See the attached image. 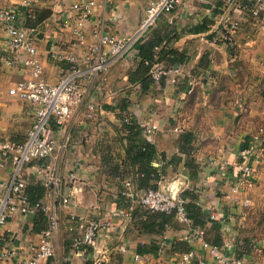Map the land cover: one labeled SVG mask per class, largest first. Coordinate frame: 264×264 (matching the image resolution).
Instances as JSON below:
<instances>
[{"label":"crops","instance_id":"crops-1","mask_svg":"<svg viewBox=\"0 0 264 264\" xmlns=\"http://www.w3.org/2000/svg\"><path fill=\"white\" fill-rule=\"evenodd\" d=\"M151 1L95 0L93 14L82 26L83 44H79L75 35L78 12L71 9L79 0H37L35 18L29 24L32 35H36L43 81L57 83L70 66L65 56L83 60L87 47L97 43L93 31L99 27L115 38L131 36ZM2 3L19 10L21 0ZM221 7L222 0H188L161 16L135 45L137 55L143 47L145 55L153 57L157 47L159 63L180 65L190 75L206 73L193 93L185 95V85L147 82L142 72H136L138 65L122 59L112 63L100 81L86 85V98L67 123L53 126L57 173L61 192L70 199L69 210L85 220L108 222L110 227L100 229L94 250L75 251V222L61 209L55 255L43 264H93L99 253L108 258V264H178L186 251L212 264L203 244L221 248L230 242L232 253L236 240L255 239L235 234L228 225V212L241 205L252 187L254 194L264 187V155L253 164V186L230 199L225 195L230 194L234 183L233 168L239 152L260 135L240 134L243 122L242 118L237 121L240 112L235 107L240 106L237 99L245 95L246 88L250 93L257 84V70L264 68V36L257 22L249 21L233 33L230 49L215 32ZM6 41L0 27V54L6 49ZM26 77L22 68L0 63V148L5 142L25 141L32 109L7 91ZM86 103L96 108L91 119L87 118ZM130 122L156 127L149 141L154 155L148 167L159 180L144 178L147 165L132 161L130 149L143 143L144 137L142 130L127 127ZM211 160L215 164H210ZM39 164L32 162L25 168L27 184L39 181L35 176ZM11 172L9 154L0 149V197L6 192ZM124 181L131 182L135 198L147 187L177 194L198 223L185 225L173 216L146 211L135 199L118 204ZM106 215H110L109 220ZM211 215L215 220H209ZM191 228L203 234L189 243L184 237ZM44 229L40 214L15 215L0 231L6 239L4 247L14 256L0 258V264L30 258ZM257 241L264 244V233ZM160 243L164 245L162 254L158 253ZM136 255L139 262H134ZM245 261L264 264V254L251 253Z\"/></svg>","mask_w":264,"mask_h":264},{"label":"built area","instance_id":"built-area-1","mask_svg":"<svg viewBox=\"0 0 264 264\" xmlns=\"http://www.w3.org/2000/svg\"><path fill=\"white\" fill-rule=\"evenodd\" d=\"M186 1L188 0H152L144 10L137 30L129 37L115 38L104 33L102 26L94 30L93 36L97 39V43L87 47L83 60L75 56H65L63 59L70 64L69 68L56 84L50 85L42 79L43 69L34 44L36 35H32L33 30L29 26L30 20L35 18L37 0H21L19 10L14 5L4 4L0 0V27L4 30L7 39L6 49L0 54V63L10 68H22L27 74L26 79L14 83L7 93L10 97L26 102L32 109V121L25 141L21 144L5 142L0 148L1 152L9 154L12 167L6 192L0 197V231L15 215L41 213L45 222V229L40 234L37 246L31 249V257L18 261L17 264H43L44 261L54 257V239L59 231L61 209H65L69 220L75 222L77 234L72 243L75 251L94 250L100 229L104 227L109 229L108 222L101 224L97 221L85 220L76 217L69 210L70 199L62 194L61 181L57 173L53 126L59 128L69 121L73 111L82 105L86 98L88 92L86 85L96 80L100 81V77L112 63L124 59L137 65L140 59L136 52V43L155 26L161 16L172 13ZM95 4V0H79L71 6L72 11L78 12L75 18L77 26L75 35L79 44H83L84 41L83 23L93 14ZM249 21L257 22L264 36V0H222L221 12L214 22L217 39L231 49L234 45L233 33ZM153 51L152 63H145L149 65L148 75L152 83L163 82L173 87L185 85L184 93L188 95L193 93L197 81L206 79V73L190 75L180 65L159 63V48L155 47ZM85 106L87 118H93L95 106L92 103H86ZM138 128L142 130L144 142L149 143L156 127L153 124H138ZM252 141L238 154L237 164L233 168L234 183L230 194L225 195L227 199L253 186L255 175L253 164L264 155L263 134L255 136ZM32 162L43 163L35 167V176L45 188V196L35 205L28 202L24 193L27 182L23 174L27 165ZM210 164L215 163L211 160ZM134 199L146 211L172 215L179 222L189 224L185 201L177 194L162 188L146 189L135 198L131 182L124 181L117 197L118 204ZM106 218L109 220L110 215H106ZM210 220H215V216L211 215ZM202 234L201 230L191 228L187 230L184 240L190 243L192 239L200 238ZM4 246H7L6 239L0 232V258L13 257L14 254L8 252ZM163 246V243L159 244V254H162ZM234 246L231 253L230 242H225L221 248L203 244L212 264H247L243 259L244 256L240 255L246 253V247L251 249L252 253L264 254V244H260L257 240L246 243L239 239L235 241ZM133 259L134 262L140 261L137 255ZM92 262L93 264L109 263L108 258L100 253ZM178 264H206V261L199 254L187 251L181 254Z\"/></svg>","mask_w":264,"mask_h":264},{"label":"rangeland","instance_id":"rangeland-1","mask_svg":"<svg viewBox=\"0 0 264 264\" xmlns=\"http://www.w3.org/2000/svg\"><path fill=\"white\" fill-rule=\"evenodd\" d=\"M257 72L259 74L257 84L251 88L250 93L247 88L246 92L242 90L245 95L237 99L240 106L235 107L240 112L237 121L242 118L241 126L244 129L240 133L242 135L262 133L264 136V68L258 69ZM252 188L250 189L252 193L247 194L241 205L234 206L232 211L228 212L230 216L228 225L235 234L257 240L264 233V187L259 190V186H256L259 188L256 194L255 188ZM251 197H254L256 202H253Z\"/></svg>","mask_w":264,"mask_h":264},{"label":"trees","instance_id":"trees-1","mask_svg":"<svg viewBox=\"0 0 264 264\" xmlns=\"http://www.w3.org/2000/svg\"><path fill=\"white\" fill-rule=\"evenodd\" d=\"M30 23V22H29ZM29 26H31L29 24ZM139 54L138 57L140 59V62L137 64L138 65V69L136 70V72L140 71L143 73L144 75V80L147 81V82H151V79L148 75V71H149V65H146L145 63H152V55H145V53L143 52V47L140 48V51H139ZM128 128L130 129H135V130H140L138 128V126H136L133 122H130L128 125H127ZM130 155L132 156L131 159L133 162H138L140 164H143V165H147V170L145 171V173L143 174V177L146 179H157L159 180V175L152 169H150L148 167L153 155H154V150H153V147L150 143L148 142H139L136 146H132L131 149H130ZM40 164L39 165H42L43 163L39 162ZM143 178V179H144ZM158 187H147V188H144V190L146 189H157ZM24 193L28 199V202L31 204V205H35L37 202H39L44 196H45V188L44 186L42 185V183L40 181H31L30 183H28L26 185V188L24 190ZM186 208V206H185ZM186 213H187V217H188V220L190 221V224L192 226H195L198 222L195 220L194 217L191 216L190 214V211L187 210L186 208ZM36 214H40L42 215L41 213H36ZM160 215H163L164 214H161V213H158ZM165 216H168V217H172V215H165ZM43 217V215H42ZM210 220V219H209ZM43 221H44V217H43ZM212 221V220H211ZM252 240H255V239H244V242H249V241H252ZM246 253L245 254H240L242 256H244V261H245V257L249 254L252 253V250L251 249H248L246 247L245 249ZM187 252V251H186ZM246 262V261H245Z\"/></svg>","mask_w":264,"mask_h":264}]
</instances>
